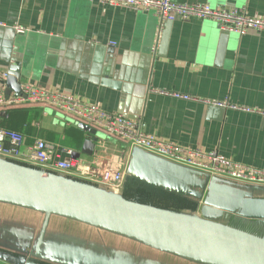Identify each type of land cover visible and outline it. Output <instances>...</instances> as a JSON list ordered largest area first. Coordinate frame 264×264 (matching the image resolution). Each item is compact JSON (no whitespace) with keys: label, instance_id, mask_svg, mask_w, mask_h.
<instances>
[{"label":"crops","instance_id":"1","mask_svg":"<svg viewBox=\"0 0 264 264\" xmlns=\"http://www.w3.org/2000/svg\"><path fill=\"white\" fill-rule=\"evenodd\" d=\"M174 1L239 9L264 18V0ZM17 26L28 32L18 33ZM19 64L22 85L73 94L139 122L145 132L164 141L217 150L234 162L264 167V117L149 92L153 86L264 110V33L241 37L221 32L213 20L196 19L166 23L160 30L154 13L99 1L0 0V70L9 73ZM2 85L0 81V94ZM11 111L23 123L19 132L27 144L43 139L79 152L91 138L78 127L82 122L43 104L0 107V126L5 128ZM134 149L108 135L100 137L92 156L79 160L99 170L124 171L126 181L137 157L140 162L149 158L156 174L184 187L190 194L186 197L199 203L198 211L190 214L203 217L209 199L219 206L208 213L210 220L264 237V187L227 185ZM87 183L123 196L125 182L119 192L107 184ZM0 263L198 264L72 220L5 203H0Z\"/></svg>","mask_w":264,"mask_h":264},{"label":"water","instance_id":"2","mask_svg":"<svg viewBox=\"0 0 264 264\" xmlns=\"http://www.w3.org/2000/svg\"><path fill=\"white\" fill-rule=\"evenodd\" d=\"M22 77V65L10 67L5 91L8 97L13 92L21 94ZM78 127L91 138L84 141L81 151L73 152L75 160L92 156L100 139L97 129L85 124ZM150 160L140 162L137 157L127 180L190 195L181 185L156 174ZM0 203L72 220L198 264H264V237L210 220L208 213L219 206L209 199L200 217L130 201L86 182L0 158Z\"/></svg>","mask_w":264,"mask_h":264},{"label":"built area","instance_id":"3","mask_svg":"<svg viewBox=\"0 0 264 264\" xmlns=\"http://www.w3.org/2000/svg\"><path fill=\"white\" fill-rule=\"evenodd\" d=\"M112 7H124L134 12L154 13L160 22V30L166 23L177 20H213L223 33L246 36L251 32L264 33V18L254 17L239 9L212 8L208 4H185L174 0H91ZM18 33L28 30L17 26ZM7 71L0 70L3 83L0 94V107H15L28 103L43 104L56 108L74 120L90 127H96L111 137L126 142L131 148H140L164 158L174 164L204 172L221 181L240 185L264 187V167L247 166L234 162L217 150L206 151L200 148L183 147L171 141H164L143 130L139 122L125 116L106 111L100 104L88 102L73 94L57 90L48 91L31 84L22 85L20 95L5 94ZM149 92L172 100L201 103L234 112L257 114L264 117V110L232 104L227 100L213 101L202 99L173 90L149 87ZM95 128V129H96ZM73 151L43 139L27 144L19 132L0 126V158L25 166L38 167L48 173L67 178H78L95 183L107 184L119 192L125 182L124 171L81 165L72 158ZM37 169V168H36ZM87 183V182H86ZM2 264V263H0Z\"/></svg>","mask_w":264,"mask_h":264},{"label":"trees","instance_id":"4","mask_svg":"<svg viewBox=\"0 0 264 264\" xmlns=\"http://www.w3.org/2000/svg\"><path fill=\"white\" fill-rule=\"evenodd\" d=\"M15 113L17 112H8L7 118L5 120V128L8 130L19 132L20 124L23 125V123H19L16 120V115L15 117L13 116V114ZM34 168L38 169V167ZM71 179L81 182H88L86 180H81L73 177H71ZM123 197L127 200L138 202L141 204H149L155 207L189 214L197 212L200 207L199 203L193 198L179 195L171 190H167L161 187L153 188L136 179L127 180L123 189Z\"/></svg>","mask_w":264,"mask_h":264},{"label":"rangeland","instance_id":"5","mask_svg":"<svg viewBox=\"0 0 264 264\" xmlns=\"http://www.w3.org/2000/svg\"><path fill=\"white\" fill-rule=\"evenodd\" d=\"M61 113H63L62 111H60ZM64 114V113H63ZM66 115V114H65ZM67 116H69V115H67ZM70 118H72L71 116H69ZM73 119V118H72ZM93 127V126H92ZM93 128H96V127H93ZM97 129V131H98V136H100V137H104V138H106V137H108V135L106 134V133H104L103 131H101L100 129H98V128H96ZM60 175V174H59ZM127 182V179H126V181H125V183ZM147 185V184H146ZM154 188V187H153ZM161 188H164V187H161ZM164 189H166V188H164ZM167 190H169V189H167ZM174 192V191H173ZM176 193V192H175ZM149 205V204H148Z\"/></svg>","mask_w":264,"mask_h":264}]
</instances>
